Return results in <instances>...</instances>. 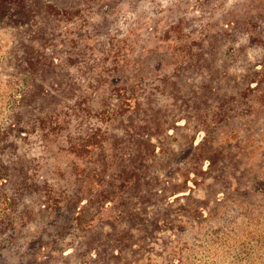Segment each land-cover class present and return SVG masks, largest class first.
I'll list each match as a JSON object with an SVG mask.
<instances>
[{
  "label": "rangeland",
  "instance_id": "374dc122",
  "mask_svg": "<svg viewBox=\"0 0 264 264\" xmlns=\"http://www.w3.org/2000/svg\"><path fill=\"white\" fill-rule=\"evenodd\" d=\"M0 264H264V0H0Z\"/></svg>",
  "mask_w": 264,
  "mask_h": 264
}]
</instances>
